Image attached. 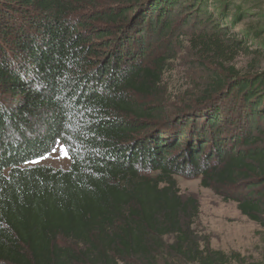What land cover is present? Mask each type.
Here are the masks:
<instances>
[{
    "label": "trees",
    "instance_id": "16d2710c",
    "mask_svg": "<svg viewBox=\"0 0 264 264\" xmlns=\"http://www.w3.org/2000/svg\"><path fill=\"white\" fill-rule=\"evenodd\" d=\"M216 2L0 0V264H262L213 249L176 180L264 228V72L227 66L264 33ZM182 49L208 79L179 94ZM57 144L69 169L28 165Z\"/></svg>",
    "mask_w": 264,
    "mask_h": 264
},
{
    "label": "rangeland",
    "instance_id": "374dc122",
    "mask_svg": "<svg viewBox=\"0 0 264 264\" xmlns=\"http://www.w3.org/2000/svg\"><path fill=\"white\" fill-rule=\"evenodd\" d=\"M218 0H211L217 3ZM231 4L240 6L245 21L238 25L235 32L240 33L252 25L254 29H261L264 33V0H230ZM232 18V17H231ZM251 50L261 48L263 55L244 54L232 66L242 74L264 72V35L258 41H249ZM185 49V48H184ZM178 51L179 59L174 66V72L167 77L170 91L179 94L199 89L208 79L207 72L200 68V60L187 49ZM207 68L215 70L209 61H205ZM175 96V94H174ZM196 95L186 99V105L178 106L180 110L195 108L198 100ZM197 97V96H196ZM199 104V103H198ZM29 166H49L56 170L70 168V158L63 145L56 148L44 158L28 164ZM179 188L183 196L193 195L200 202V219L197 224L198 233L207 237L213 249L225 253L238 252L250 261L264 264V228L240 214L237 203L225 201L212 188H204L200 178L186 179L177 176Z\"/></svg>",
    "mask_w": 264,
    "mask_h": 264
}]
</instances>
